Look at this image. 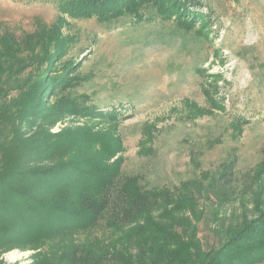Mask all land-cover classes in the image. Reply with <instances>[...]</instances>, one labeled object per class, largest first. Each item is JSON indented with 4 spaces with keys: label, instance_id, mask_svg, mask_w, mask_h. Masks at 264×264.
Listing matches in <instances>:
<instances>
[{
    "label": "rangeland",
    "instance_id": "1",
    "mask_svg": "<svg viewBox=\"0 0 264 264\" xmlns=\"http://www.w3.org/2000/svg\"><path fill=\"white\" fill-rule=\"evenodd\" d=\"M186 1L205 16L189 31L156 17L69 18L61 32L66 52L52 74L73 64L76 83L66 92L120 116L124 175L138 177L144 189L174 191L194 182L199 236L212 251L231 225L254 216L260 184L264 201V173L261 183L253 180L264 158V0ZM57 15L55 0H0V34L22 41ZM3 79L13 86L7 74ZM84 120L67 117L51 131ZM109 235L98 226L74 239ZM37 251L14 248L0 264H30Z\"/></svg>",
    "mask_w": 264,
    "mask_h": 264
},
{
    "label": "trees",
    "instance_id": "2",
    "mask_svg": "<svg viewBox=\"0 0 264 264\" xmlns=\"http://www.w3.org/2000/svg\"><path fill=\"white\" fill-rule=\"evenodd\" d=\"M55 1L58 15L51 26L26 34L22 41L11 32L0 34V256L19 248L38 250L30 264L263 262L261 184L254 216L244 215L229 227L219 248L206 251L196 222L202 212L190 191L194 182L174 191L144 189L138 177L124 175L120 116L66 92L76 83L73 64L52 74L66 52L61 32L69 18L111 22L129 16L141 22L156 17L173 19L189 31L205 16L192 11L186 0ZM4 74L13 86L3 85ZM13 89L17 94L12 96ZM40 108L45 110L42 117ZM71 116L85 120L51 131ZM234 129L241 133L238 126ZM263 173L264 158L253 180L261 183ZM98 226L110 235L74 239L77 232Z\"/></svg>",
    "mask_w": 264,
    "mask_h": 264
}]
</instances>
